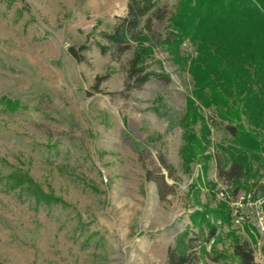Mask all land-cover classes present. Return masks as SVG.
Instances as JSON below:
<instances>
[{
  "label": "rangeland",
  "instance_id": "1",
  "mask_svg": "<svg viewBox=\"0 0 264 264\" xmlns=\"http://www.w3.org/2000/svg\"><path fill=\"white\" fill-rule=\"evenodd\" d=\"M127 1L0 0V264H167L169 250L191 264H234L229 232L259 239L249 224L243 236L233 228L229 202L264 197V146L237 190L218 178L230 136L212 108L195 101L188 115L193 84L164 43L166 20L150 34L151 77L126 87L135 47L118 55L103 35ZM157 1L172 12L179 0ZM180 51L194 53L187 40ZM203 126L189 160L190 132ZM147 173H161L170 194L161 199ZM18 174L50 202L12 185ZM221 207L229 224L214 214Z\"/></svg>",
  "mask_w": 264,
  "mask_h": 264
},
{
  "label": "trees",
  "instance_id": "2",
  "mask_svg": "<svg viewBox=\"0 0 264 264\" xmlns=\"http://www.w3.org/2000/svg\"><path fill=\"white\" fill-rule=\"evenodd\" d=\"M165 20L169 30L164 41L167 50L175 64L186 65L193 84L188 115L196 117L195 101L213 109L223 131L230 136V144L222 146V155L215 159L217 176L237 190L251 174L253 160H258L257 153L264 146V0H179L172 12L161 7L157 0H128L125 15L118 19L110 34L103 35L118 55L131 44L135 47L128 62V89L140 88L151 77L143 62L153 51L150 38L153 23ZM186 40L193 48L190 56H183L180 51ZM86 49L85 45L80 47V51ZM68 54L77 62L83 59L72 47L68 48ZM207 134L206 126L199 137L190 132L186 148L189 160L195 155L189 151L194 146L202 150ZM223 155L228 156L226 163ZM158 160L171 177L164 158L159 156ZM146 175L156 183L161 199L170 194L161 173L156 177ZM14 177H9L13 179L12 185L22 187L36 202H50L51 197L43 194L27 175ZM214 214L222 223L229 224L223 207ZM228 237L233 245L234 264H256L248 242L240 241L234 231ZM192 262L188 255L168 251L167 264Z\"/></svg>",
  "mask_w": 264,
  "mask_h": 264
},
{
  "label": "built area",
  "instance_id": "3",
  "mask_svg": "<svg viewBox=\"0 0 264 264\" xmlns=\"http://www.w3.org/2000/svg\"><path fill=\"white\" fill-rule=\"evenodd\" d=\"M221 198H225L223 193H220ZM230 218L231 224H233L234 229H240V235H244L243 226L249 224L253 227H256L259 234V239H256L255 243H248L251 246L253 255L261 257V249L264 245V197H258L256 199H251V196H248L246 199L240 197L236 200H230ZM249 210V212L244 211ZM237 232V233H238ZM246 237V236H245Z\"/></svg>",
  "mask_w": 264,
  "mask_h": 264
},
{
  "label": "crops",
  "instance_id": "4",
  "mask_svg": "<svg viewBox=\"0 0 264 264\" xmlns=\"http://www.w3.org/2000/svg\"><path fill=\"white\" fill-rule=\"evenodd\" d=\"M249 232H250V230H246V233H247L246 238L250 241V240H251V237L248 236ZM256 239H257V238H256ZM256 239H255V240H256ZM253 243H255V242H253ZM262 248H264V245L262 246ZM263 252H264V250H263ZM260 258H261L262 260L255 261L256 264H264V254H262Z\"/></svg>",
  "mask_w": 264,
  "mask_h": 264
}]
</instances>
